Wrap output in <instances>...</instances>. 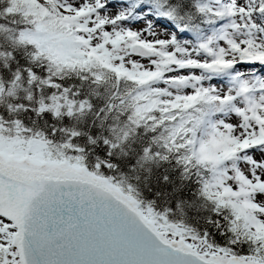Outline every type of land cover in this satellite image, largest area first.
Instances as JSON below:
<instances>
[{
  "label": "snow or ice",
  "instance_id": "obj_1",
  "mask_svg": "<svg viewBox=\"0 0 264 264\" xmlns=\"http://www.w3.org/2000/svg\"><path fill=\"white\" fill-rule=\"evenodd\" d=\"M0 264H264V0H0Z\"/></svg>",
  "mask_w": 264,
  "mask_h": 264
}]
</instances>
